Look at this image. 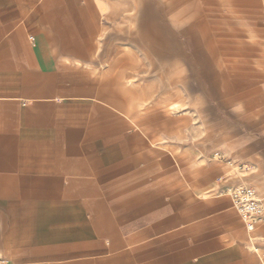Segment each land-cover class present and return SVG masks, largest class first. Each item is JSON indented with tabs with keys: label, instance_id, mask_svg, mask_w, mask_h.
<instances>
[{
	"label": "crops",
	"instance_id": "1",
	"mask_svg": "<svg viewBox=\"0 0 264 264\" xmlns=\"http://www.w3.org/2000/svg\"><path fill=\"white\" fill-rule=\"evenodd\" d=\"M114 7L0 0V256L9 264H263L264 217L248 229L229 192L251 186L264 204V116L226 131L218 158L185 160L153 143L132 126L145 93L127 81L136 58L117 61L115 33L105 31ZM144 24L132 39L155 62L161 41L164 56L187 50L173 48L170 26Z\"/></svg>",
	"mask_w": 264,
	"mask_h": 264
},
{
	"label": "rangeland",
	"instance_id": "2",
	"mask_svg": "<svg viewBox=\"0 0 264 264\" xmlns=\"http://www.w3.org/2000/svg\"><path fill=\"white\" fill-rule=\"evenodd\" d=\"M114 3L115 23L105 31L115 33L110 44L117 61L126 54L136 58L126 77L145 95L132 126L143 128L153 143L173 145L185 160L218 158L226 131L264 116V0ZM142 23L170 26L171 38L178 40L173 48L183 43L187 50L164 56L161 41L155 62L153 50L132 39ZM147 82L155 87L147 91Z\"/></svg>",
	"mask_w": 264,
	"mask_h": 264
},
{
	"label": "built area",
	"instance_id": "3",
	"mask_svg": "<svg viewBox=\"0 0 264 264\" xmlns=\"http://www.w3.org/2000/svg\"><path fill=\"white\" fill-rule=\"evenodd\" d=\"M229 196L247 228L253 230L255 224L264 217V204L256 189L247 185H238L232 188ZM0 264H9V259L0 256Z\"/></svg>",
	"mask_w": 264,
	"mask_h": 264
}]
</instances>
